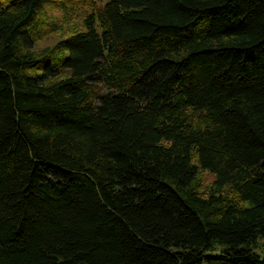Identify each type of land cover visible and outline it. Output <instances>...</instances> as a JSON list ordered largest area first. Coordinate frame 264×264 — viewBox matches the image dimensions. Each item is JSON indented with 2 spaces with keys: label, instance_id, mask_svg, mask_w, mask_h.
<instances>
[{
  "label": "trees",
  "instance_id": "16d2710c",
  "mask_svg": "<svg viewBox=\"0 0 264 264\" xmlns=\"http://www.w3.org/2000/svg\"><path fill=\"white\" fill-rule=\"evenodd\" d=\"M101 1L0 0V264H264V0Z\"/></svg>",
  "mask_w": 264,
  "mask_h": 264
},
{
  "label": "rangeland",
  "instance_id": "374dc122",
  "mask_svg": "<svg viewBox=\"0 0 264 264\" xmlns=\"http://www.w3.org/2000/svg\"><path fill=\"white\" fill-rule=\"evenodd\" d=\"M108 1L109 0H102L99 5L104 4ZM89 12L90 9L84 8L81 10L71 11L67 14H64V12L60 9H52L50 7H47L46 19L48 21H55L59 25V27H62L65 31L62 34H48L46 38H44L37 44L38 51L48 48L55 44L61 37H63L64 35H68L67 33L70 29L78 27L83 28L84 17H86ZM202 180L204 185L207 186L210 185L211 182L214 180V176L211 175L209 172H204L202 175ZM256 254L264 258V250H258L256 251Z\"/></svg>",
  "mask_w": 264,
  "mask_h": 264
}]
</instances>
